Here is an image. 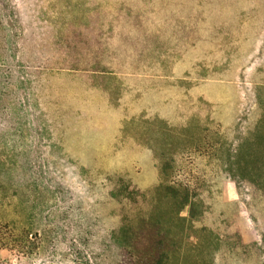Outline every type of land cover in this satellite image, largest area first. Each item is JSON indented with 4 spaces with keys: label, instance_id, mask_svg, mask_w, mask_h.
I'll return each instance as SVG.
<instances>
[{
    "label": "rangeland",
    "instance_id": "1",
    "mask_svg": "<svg viewBox=\"0 0 264 264\" xmlns=\"http://www.w3.org/2000/svg\"><path fill=\"white\" fill-rule=\"evenodd\" d=\"M158 253L264 264V0H0V264Z\"/></svg>",
    "mask_w": 264,
    "mask_h": 264
},
{
    "label": "trees",
    "instance_id": "2",
    "mask_svg": "<svg viewBox=\"0 0 264 264\" xmlns=\"http://www.w3.org/2000/svg\"><path fill=\"white\" fill-rule=\"evenodd\" d=\"M126 231H123L121 229L120 234L121 236H123L125 234ZM157 245H159V242L157 243ZM166 262V257L164 253H158L156 254V256L154 257V259H152L151 264H165Z\"/></svg>",
    "mask_w": 264,
    "mask_h": 264
}]
</instances>
